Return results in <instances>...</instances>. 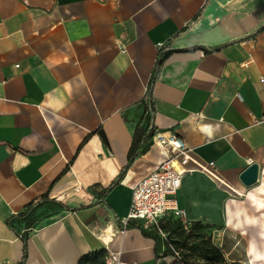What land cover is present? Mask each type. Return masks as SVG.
Returning a JSON list of instances; mask_svg holds the SVG:
<instances>
[{
    "label": "crops",
    "instance_id": "0c3cea01",
    "mask_svg": "<svg viewBox=\"0 0 264 264\" xmlns=\"http://www.w3.org/2000/svg\"><path fill=\"white\" fill-rule=\"evenodd\" d=\"M184 49L155 71L159 53ZM153 75L155 133L216 170L217 180L187 165L182 220L214 228L225 264L260 262L232 193L251 188L239 181L251 164L255 185L264 180V0H0V264L21 260L18 232L25 264H78L106 249L124 264H176L150 227L123 224L132 189L163 159L157 145L99 200L127 162L135 124L121 113ZM43 196L53 202L35 215L43 223L9 227Z\"/></svg>",
    "mask_w": 264,
    "mask_h": 264
},
{
    "label": "trees",
    "instance_id": "16d2710c",
    "mask_svg": "<svg viewBox=\"0 0 264 264\" xmlns=\"http://www.w3.org/2000/svg\"><path fill=\"white\" fill-rule=\"evenodd\" d=\"M191 50H203L211 52L216 51L217 49L205 50L202 47L195 46L191 48ZM179 51L188 52L190 49L174 51L168 50L166 52L159 53L155 65V71H158L167 55ZM155 77L156 75L152 76L143 98L136 102L131 108L121 113L125 123L128 124L130 122L135 124L132 132L131 145L127 153V162L111 185L108 188L99 191V194H101L99 200L105 197L106 194L120 182L133 162L145 155L153 145L152 139L155 134V128L153 125L154 106L152 98V83L154 82ZM130 114H132V117L129 121L128 115ZM95 189L97 190L98 187L93 186L90 188V191L95 193ZM44 204L53 205V202L47 200L46 196H43L39 202L26 206L22 213L12 217L7 222V224L11 228H13L14 224H24L25 229L34 228L36 223L39 222V217L37 218L35 215ZM173 217V214H167L162 217L158 222V229L163 234L168 235L170 238H174L170 245H166L167 247L172 245L186 252V254L183 255L185 259H183L184 264H225L222 254L212 242V233L214 230L212 226L203 225L201 223H187L183 226L178 219L174 220ZM17 235H19L20 241L23 245L21 260L17 264H25L27 258V234L26 232H22L21 234L18 232ZM148 236H150L155 241L157 247H162L158 238L156 237V234L149 233ZM166 246L162 247L163 256L170 255V252ZM103 259L104 251H98L82 258L78 264H104Z\"/></svg>",
    "mask_w": 264,
    "mask_h": 264
},
{
    "label": "built area",
    "instance_id": "2783aa9c",
    "mask_svg": "<svg viewBox=\"0 0 264 264\" xmlns=\"http://www.w3.org/2000/svg\"><path fill=\"white\" fill-rule=\"evenodd\" d=\"M153 144L161 149L162 161L157 168L140 180L132 189L128 213L123 221L124 229L128 221H141L146 228L158 229L159 220L167 214L183 217L176 203V194L181 185V179L185 173L190 172L187 168L189 163L211 178L217 180L214 164L209 162L201 164L191 158V150L175 134L155 133ZM124 229L120 232L123 234ZM160 232V231H159ZM171 258L176 264H184L178 250L169 246ZM104 264H124L121 262L120 253L108 249L105 251Z\"/></svg>",
    "mask_w": 264,
    "mask_h": 264
},
{
    "label": "rangeland",
    "instance_id": "374dc122",
    "mask_svg": "<svg viewBox=\"0 0 264 264\" xmlns=\"http://www.w3.org/2000/svg\"><path fill=\"white\" fill-rule=\"evenodd\" d=\"M259 189L264 191V180L260 184L255 185V187L249 188L246 192H239V194L232 193V197L240 202L245 214L251 221L246 228L241 231L244 232L245 236L250 239L249 242L255 241L253 243H256V248L260 251L262 250L263 257L258 264H264V192L260 193ZM173 218L174 220L178 219L183 226L187 224L181 217L174 216ZM41 223H43V220H39V222L36 223V226ZM150 233L156 234V237L162 247L170 245L171 241L174 240V238H170L168 235L163 234L161 231L159 232L155 228H151ZM172 247L175 250H178L182 259H184L183 255L186 254V252L180 248H176L175 246Z\"/></svg>",
    "mask_w": 264,
    "mask_h": 264
},
{
    "label": "water",
    "instance_id": "95a60500",
    "mask_svg": "<svg viewBox=\"0 0 264 264\" xmlns=\"http://www.w3.org/2000/svg\"><path fill=\"white\" fill-rule=\"evenodd\" d=\"M257 180H258V166L256 164L249 165L239 175L240 183L246 188L255 185L257 183Z\"/></svg>",
    "mask_w": 264,
    "mask_h": 264
}]
</instances>
